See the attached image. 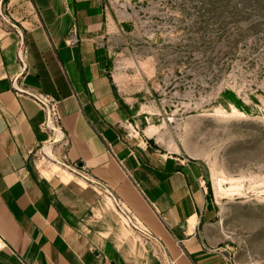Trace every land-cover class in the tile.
I'll return each instance as SVG.
<instances>
[{"label":"crops","instance_id":"1","mask_svg":"<svg viewBox=\"0 0 264 264\" xmlns=\"http://www.w3.org/2000/svg\"><path fill=\"white\" fill-rule=\"evenodd\" d=\"M107 8V0L3 4L0 264H163L160 246L175 264H240L201 164L157 148L132 122L110 72ZM18 31L29 46L24 85L59 101L70 158L125 202L155 244L136 237L101 190L33 163L29 151L48 134L43 110L13 89Z\"/></svg>","mask_w":264,"mask_h":264},{"label":"rangeland","instance_id":"2","mask_svg":"<svg viewBox=\"0 0 264 264\" xmlns=\"http://www.w3.org/2000/svg\"><path fill=\"white\" fill-rule=\"evenodd\" d=\"M107 6L110 72L132 122L201 164L234 258L264 264V0Z\"/></svg>","mask_w":264,"mask_h":264},{"label":"built area","instance_id":"3","mask_svg":"<svg viewBox=\"0 0 264 264\" xmlns=\"http://www.w3.org/2000/svg\"><path fill=\"white\" fill-rule=\"evenodd\" d=\"M2 0L0 14L4 15ZM18 48L17 59L22 69L21 74L13 78L12 85L16 95L21 97H28L32 99L44 112V121L41 123V129L48 134V138L39 146L29 151L30 157L37 169L41 172L44 169H52L58 166L73 173L79 180L87 183V187L97 188L110 197L127 220L133 232L143 242H150L155 244V237L152 232L134 215V213L127 207L125 202L114 192L105 188L90 174L88 168L78 161L70 158V149L72 147L71 135L64 129L62 124V115L59 109V101L50 94L32 91L25 87L24 79L29 70V46L27 44L23 31H18ZM157 251V256L160 257L163 264H175L172 260H164L162 253L164 248L160 246Z\"/></svg>","mask_w":264,"mask_h":264},{"label":"bare ground","instance_id":"4","mask_svg":"<svg viewBox=\"0 0 264 264\" xmlns=\"http://www.w3.org/2000/svg\"><path fill=\"white\" fill-rule=\"evenodd\" d=\"M54 168H55V170H53L54 172H57L60 168L58 167V166H54ZM65 170V169H64ZM46 171V170H45ZM66 171H68V170H66ZM68 172H70V171H68ZM46 173H48V172H46ZM71 173V172H70ZM73 174V173H72ZM50 176V175H49ZM111 201H112V199L110 198V197H108Z\"/></svg>","mask_w":264,"mask_h":264}]
</instances>
